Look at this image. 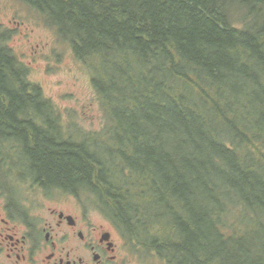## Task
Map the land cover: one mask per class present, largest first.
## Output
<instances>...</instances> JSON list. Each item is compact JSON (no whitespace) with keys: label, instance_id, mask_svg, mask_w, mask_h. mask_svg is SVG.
<instances>
[{"label":"trees","instance_id":"16d2710c","mask_svg":"<svg viewBox=\"0 0 264 264\" xmlns=\"http://www.w3.org/2000/svg\"><path fill=\"white\" fill-rule=\"evenodd\" d=\"M19 1L86 66L105 122L63 120L0 25V171L91 196L165 264H264V0Z\"/></svg>","mask_w":264,"mask_h":264},{"label":"flooded vegetation","instance_id":"af4514ba","mask_svg":"<svg viewBox=\"0 0 264 264\" xmlns=\"http://www.w3.org/2000/svg\"><path fill=\"white\" fill-rule=\"evenodd\" d=\"M82 201L77 190L0 171V264H144V247L100 210L95 224Z\"/></svg>","mask_w":264,"mask_h":264},{"label":"rangeland","instance_id":"374dc122","mask_svg":"<svg viewBox=\"0 0 264 264\" xmlns=\"http://www.w3.org/2000/svg\"><path fill=\"white\" fill-rule=\"evenodd\" d=\"M0 25L11 30L10 46L30 67L31 81L38 84L45 96L55 103L63 120L71 119L86 131L101 129L105 122L104 112L93 89L88 69L76 59L71 46L62 42L57 32L47 26L43 17L19 0H0ZM71 128L74 129V123ZM240 159L242 162L247 161L243 156ZM81 198L87 208L93 207L88 211L93 222L104 224L94 198L83 193ZM252 199L264 203L263 190H256ZM230 206L232 208L231 203ZM94 210L98 212L94 213ZM236 217L244 220L239 226L247 234L255 232L252 230L256 229H250L252 224L258 232V226L263 223V216L256 218L248 208L238 211ZM261 253L264 261V251ZM140 255L144 264H165L159 257L155 258L148 253L142 252Z\"/></svg>","mask_w":264,"mask_h":264}]
</instances>
